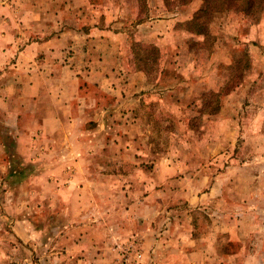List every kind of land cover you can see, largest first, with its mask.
Returning <instances> with one entry per match:
<instances>
[{
    "label": "rangeland",
    "instance_id": "374dc122",
    "mask_svg": "<svg viewBox=\"0 0 264 264\" xmlns=\"http://www.w3.org/2000/svg\"><path fill=\"white\" fill-rule=\"evenodd\" d=\"M91 4L87 16L75 12L77 30L102 27L105 18L118 23L114 30L128 34L129 61L146 71L148 86L120 90L123 98L144 97L134 106L119 104L112 134L107 125L100 134H85L84 123L54 139L31 134V112L19 121L0 102V264H264V10L218 15L199 37L189 21L178 22L163 51L145 43L136 25L148 10L153 21L175 13L185 19L178 0H165L166 7L159 1L150 7L147 0ZM87 89L102 103L113 102L108 93ZM86 119L81 115L78 122ZM89 143L99 148L84 153ZM102 175L114 182L95 180L73 191L65 183ZM71 191L95 195L94 209L123 208V217H105L128 224L123 244L97 243V236L96 243L56 242L51 208ZM105 193L116 198L108 196L105 204Z\"/></svg>",
    "mask_w": 264,
    "mask_h": 264
},
{
    "label": "crops",
    "instance_id": "0c3cea01",
    "mask_svg": "<svg viewBox=\"0 0 264 264\" xmlns=\"http://www.w3.org/2000/svg\"><path fill=\"white\" fill-rule=\"evenodd\" d=\"M155 1L157 6L159 1L160 6L166 7L165 0H147V4L152 7ZM92 7L91 0H0V72L3 71L0 78V102L19 121L31 112L30 120L34 125L30 128L31 134L38 130L42 136L54 139L63 134L67 136L69 126L77 127L83 123L85 134L97 129L100 134L105 125L108 127V134H112L115 126L119 125L112 124L120 115L119 104H127L130 100V106H134V100L140 102L144 97L140 94V97L128 99L120 94V90L141 92L148 86V79L145 70L132 67L129 61L132 53L128 34L114 30L118 28V23L111 25L112 22L105 18L102 27L94 25L89 31L77 30L75 12L79 11L87 16ZM180 7L185 8V11H180L181 17L185 18L183 20L175 18L179 16V13H175L173 18L165 19L162 16L153 21L148 10L146 19L136 25L143 41L147 44L154 43V46L163 48L164 51L175 35V25L191 21L205 8V3L203 0H192L187 4H178L176 9ZM229 12L215 13L209 28L218 15ZM86 16L83 21L87 19ZM97 20L95 22L100 23ZM88 86L100 92L99 96L108 93L113 102L106 105L108 101L102 103V98L89 96ZM32 106H35L36 111H30L29 107ZM81 115L87 118V123L78 122ZM127 116L125 115L126 119ZM92 122L94 127L90 126ZM120 145H114L116 151L121 150ZM98 148V145L89 143L83 146L84 151L79 150L89 153ZM52 180L57 185L62 183L60 177H52ZM95 180L106 185L114 182L112 177L102 175L99 178L74 176L65 183L73 191L77 184H93ZM72 191L63 196L64 200H60L62 196L56 193L55 199L60 201L56 203V207L51 208L53 222L50 229L66 233L62 237L60 233L56 235L57 238L60 237V241L56 242L96 243L92 238L97 236V243H112L113 239L117 244H123L120 242L129 233L128 224L122 219H105L108 215L121 217L123 208L114 203L113 211V207L99 204L97 210L94 209L95 195L93 198L92 193ZM103 195L101 199L105 204L108 196H114L110 193ZM132 206L126 212L133 209ZM40 212H43V208ZM110 233H114V236L111 237ZM144 246L153 251L149 243H144ZM81 249H86V246ZM102 256L103 254L100 255L101 258ZM104 259H108L107 255H104ZM78 263L87 264L84 260Z\"/></svg>",
    "mask_w": 264,
    "mask_h": 264
},
{
    "label": "trees",
    "instance_id": "16d2710c",
    "mask_svg": "<svg viewBox=\"0 0 264 264\" xmlns=\"http://www.w3.org/2000/svg\"><path fill=\"white\" fill-rule=\"evenodd\" d=\"M192 0H178L181 4H187ZM205 8L188 22L189 31L198 36L208 34L209 24L215 13L235 11L246 16H256L264 10V0H203ZM156 48V47H153ZM157 50V49H156Z\"/></svg>",
    "mask_w": 264,
    "mask_h": 264
},
{
    "label": "built area",
    "instance_id": "2783aa9c",
    "mask_svg": "<svg viewBox=\"0 0 264 264\" xmlns=\"http://www.w3.org/2000/svg\"><path fill=\"white\" fill-rule=\"evenodd\" d=\"M132 252H133V247H132V245H130V246L127 248V250L124 251V255H123L124 258H125L126 260H127L128 258H130V256L133 254ZM135 256H136V258H139V259H140V258H142L143 255H142L141 252L138 251V252H136V255H135Z\"/></svg>",
    "mask_w": 264,
    "mask_h": 264
}]
</instances>
